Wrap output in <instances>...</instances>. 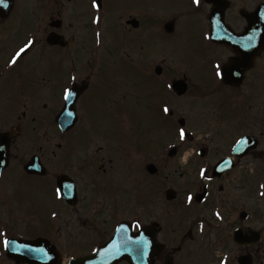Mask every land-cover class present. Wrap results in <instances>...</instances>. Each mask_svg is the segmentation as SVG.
Wrapping results in <instances>:
<instances>
[{
  "label": "flooded vegetation",
  "instance_id": "af4514ba",
  "mask_svg": "<svg viewBox=\"0 0 264 264\" xmlns=\"http://www.w3.org/2000/svg\"><path fill=\"white\" fill-rule=\"evenodd\" d=\"M225 7L226 26L212 34ZM193 24L189 56L174 41ZM217 62L238 66L221 80ZM67 106L86 116L77 148L56 123ZM92 112L111 113L126 137L92 136ZM3 134L0 264H51L55 247L68 264L122 224L132 238L144 232L146 264H264V0H7ZM119 173L130 199L103 184Z\"/></svg>",
  "mask_w": 264,
  "mask_h": 264
},
{
  "label": "rangeland",
  "instance_id": "374dc122",
  "mask_svg": "<svg viewBox=\"0 0 264 264\" xmlns=\"http://www.w3.org/2000/svg\"><path fill=\"white\" fill-rule=\"evenodd\" d=\"M197 30H198V26L196 24H193L191 26V29L189 31H184L182 35L181 34H178L176 36L175 41H174V44L178 48H181L183 51H185L186 54L189 55V56L191 55V52L190 51H191L192 44L189 41H187V39H188L189 36H193L194 33ZM93 114H96V113L93 112ZM93 114L90 113L91 117H93ZM101 115L102 116H105L106 113H104V112H102L101 114L98 113L97 114L98 118H102ZM105 119H107V120H110L111 119V121H105V120H99V121H97L98 128L102 132H104L105 135H108V133L111 135V133H112V131L114 129V139H122V138H124V136H125V134H124V127L121 126V125H117V126L114 127V117L112 115H111V118H109V116H107V118H105ZM162 129L164 131V134H163L164 138L162 139L161 143L169 135L168 128L167 127H162ZM101 144L102 143L100 142V145ZM119 181H120L119 184L122 185L123 187H125V190L126 191H129V186H130L129 183H128L129 181L127 182V181H125V179L122 180V181L121 180H119ZM106 183H108L109 186L114 187L109 181H103V184H106ZM114 184H115V182H114ZM42 189H43L42 187H38V190H39V194H38V197H37L38 206L42 205V202L45 199L42 196V194H41V190ZM123 197L129 199V193L127 195H124Z\"/></svg>",
  "mask_w": 264,
  "mask_h": 264
},
{
  "label": "snow or ice",
  "instance_id": "6c2138e0",
  "mask_svg": "<svg viewBox=\"0 0 264 264\" xmlns=\"http://www.w3.org/2000/svg\"><path fill=\"white\" fill-rule=\"evenodd\" d=\"M193 2L199 7L200 4H201V0H193ZM94 3H95V0H94ZM7 4V0H0V5L2 6H6ZM96 8L99 9L100 8V5L99 4H95ZM99 20L100 18L97 17V23H99ZM99 35V34H98ZM34 43L35 41L34 40H29L23 47H21L19 49L18 52H16L15 56L12 58L11 60V64L15 65L17 63V60L20 59L22 57L23 54H25L28 50H30L33 46H34ZM243 47L245 49H247L249 47L248 44H244ZM238 65L233 63V64H225V65H221V63L217 62L215 65H214V75L216 77H218L219 79L221 80H224L228 77L229 74H231L233 72V69L235 67H237ZM236 75H239V72H236ZM73 80H75L76 78L75 77H72ZM169 87H171V85H169ZM72 91L71 89H65L64 90V99L65 100H68L71 95H72ZM163 111L165 113H169L170 112V109L165 106L163 108ZM187 138V133L185 131L184 128H180L179 129V139L181 141H185ZM205 173H206V170L205 169H202L201 172H200V175L201 177H204L205 176ZM262 187H264V185H262ZM262 195H264V193H262ZM188 201L191 202L192 201V196L189 195L188 196ZM217 216H220V213L217 212L216 213ZM53 215H55V213H53ZM9 245V241L7 239L4 240V246L7 247ZM225 264H227V262L225 261Z\"/></svg>",
  "mask_w": 264,
  "mask_h": 264
},
{
  "label": "water",
  "instance_id": "95a60500",
  "mask_svg": "<svg viewBox=\"0 0 264 264\" xmlns=\"http://www.w3.org/2000/svg\"><path fill=\"white\" fill-rule=\"evenodd\" d=\"M116 240L119 241L120 238ZM134 256L131 246L122 247L115 244L113 251V242H110L93 257L77 260L74 264H115L122 259H128L137 264L138 261Z\"/></svg>",
  "mask_w": 264,
  "mask_h": 264
}]
</instances>
